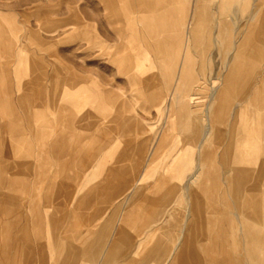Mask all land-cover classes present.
Wrapping results in <instances>:
<instances>
[{
    "label": "crops",
    "instance_id": "crops-1",
    "mask_svg": "<svg viewBox=\"0 0 264 264\" xmlns=\"http://www.w3.org/2000/svg\"><path fill=\"white\" fill-rule=\"evenodd\" d=\"M253 1L103 0L105 9H122L123 16L113 24L124 25L119 34L126 33V45L116 52H131L124 57L125 74L140 86L137 99L155 106L158 120L164 119L167 149L173 154L156 163L162 138L147 145L151 125L137 117H129L110 135L104 126L110 111L88 93L84 104L99 112L79 114L69 86L61 92L55 123L43 122L36 132L39 148L19 136L18 124L6 123L0 156L5 150L15 161L8 165L9 175L21 173L23 164L18 162L23 155L31 160L27 175L49 154L58 172L33 181L4 180L7 163L0 159V189L8 192L0 193L4 264H33L34 252L45 264V247L54 255V264H117L115 250L120 248L121 264H152L163 246L160 241L148 250L146 242L122 243L124 219L113 225L125 202V210L137 221L158 215L154 208L147 212L134 208L137 205L185 206L184 229L165 260L169 264H264V6L255 9ZM15 55L19 59L14 74L22 80L28 65L19 51ZM132 58L151 64L146 68ZM154 60L159 72L143 78L156 67ZM196 66L210 87L201 117L191 108ZM156 79L161 85H154ZM5 81L0 67V102L11 104ZM16 103L26 110V97ZM122 107L130 114L125 99ZM91 117L93 122L82 125ZM133 151L139 158H133ZM186 168V177H174ZM23 181L39 186L25 187L18 200L21 188L14 185ZM9 193L16 195L11 198ZM95 203L103 207L92 208ZM107 213L106 223L102 218ZM165 220L168 226L169 217ZM156 225L158 221L145 230L148 237Z\"/></svg>",
    "mask_w": 264,
    "mask_h": 264
},
{
    "label": "rangeland",
    "instance_id": "rangeland-1",
    "mask_svg": "<svg viewBox=\"0 0 264 264\" xmlns=\"http://www.w3.org/2000/svg\"><path fill=\"white\" fill-rule=\"evenodd\" d=\"M263 6L264 0L253 1L255 9L263 8ZM122 16L121 8L105 9L103 0H0V67L7 84L6 96L13 100L11 104L0 102V138L7 137L4 136L3 131L6 123H16L20 128L19 136L39 148L36 132L41 130L43 122L55 123L56 107L61 92L65 86H69L70 91H74V100L80 105L79 114L88 113L94 116L93 113L99 112L97 108L91 109L84 104L88 93L90 99L92 97L97 98V105L110 111L111 114L104 124L105 130L111 131L110 135L115 133L118 125L125 124L129 117H137L150 124L152 128L151 138L147 145L151 146L155 137H157L156 142L159 144L162 138V148L156 163L165 162L168 156L173 154L167 149L165 121L163 118L158 120L155 106L149 105L142 99H137L141 95L139 94L140 86L136 85L134 80L133 82L128 80L125 74L126 66L123 62L124 57L131 52L127 50L123 51L122 54L116 52L126 45L124 43L126 33L119 34L124 25L113 24L116 17ZM240 19V25H243V17ZM95 35L98 36L97 42ZM16 51L21 53L23 57L21 59L25 66L28 65L27 76L22 80H18L14 74V68L18 65L19 59L15 55ZM132 60H134V64L138 61L141 62L146 68H149L151 64L142 58H132ZM196 60L198 63L199 58ZM154 62L156 67L148 70L143 78H149L150 75L159 72L157 62L155 60ZM216 63L217 59H214V65ZM255 63L250 66L252 67V70L249 69L250 75L256 69ZM6 68L9 70L8 74L5 72ZM195 69L198 80L191 90V96L195 99L191 108L198 113V117H201L210 93V87L205 85L201 79V73L198 72L197 66ZM78 76L81 78L77 84L75 79ZM29 82H32L31 85ZM154 85H161V80L156 79ZM86 89L88 92H85ZM105 89L111 90V95H105L103 93ZM22 96L27 99L25 111L16 103V99ZM124 99L131 107L130 114H127L122 107V100ZM93 119L91 117L82 122V125L90 124L94 121ZM89 144L87 146H90ZM134 144L137 145L138 143L135 142ZM26 147L27 145L24 148ZM139 147L142 148L143 146L139 145ZM133 152V158H139V153ZM1 155L0 159L7 163L3 173L4 180L7 178L15 180L26 178L33 181L38 176L39 178L52 177L58 172L57 169L52 168L51 164L54 158L53 154H49L45 160L37 161L36 166L32 168L34 171L32 175H27L25 170L27 163H30L31 160L23 155L18 162L23 164L21 173L9 175L8 165L15 163V161L10 158L5 150H2ZM192 163L195 165L196 161L193 160ZM188 170L186 168L181 175L176 173L174 177H186L189 174ZM174 180L176 179L174 178ZM33 184L39 186L38 183L34 182H19L14 187L21 188V190L17 191V195L9 193V196L12 198L16 195L18 200H21L24 196V188ZM4 190L0 189V193L3 195L8 193ZM1 199V203L5 205V199ZM228 201L230 204L232 203L231 195ZM126 206L127 202L123 205L124 210L119 208L113 219L114 227L119 218L124 219L122 223L126 230L121 239L122 243L124 241L146 242V250H148L156 241H160L163 246L161 245L162 248L153 256L154 262L152 264H169V260L167 262L165 260L176 247L175 244L184 229L185 206L177 204L155 205L153 207L137 205L134 208L143 209L147 212L154 208L158 214L152 219L144 218L138 221L131 212L125 210ZM100 207L103 205L98 203L92 206L94 209ZM219 212L224 220L222 208L219 209ZM108 213L104 214L102 218L106 220V223L109 218ZM167 217H169V222L168 226H165ZM156 221L160 225H156L153 236L148 237L145 230ZM230 221L232 222V220ZM161 227L167 232L162 233ZM229 233L231 234V231ZM212 240L217 241L213 237ZM214 248L217 250L218 245ZM122 252L121 248L115 250L117 264H121ZM42 255L45 258V264H54V255L48 247L44 248ZM40 256L39 252H34L33 264H40ZM141 256L138 255V258ZM5 257L6 254L4 256L0 248V264H4Z\"/></svg>",
    "mask_w": 264,
    "mask_h": 264
}]
</instances>
